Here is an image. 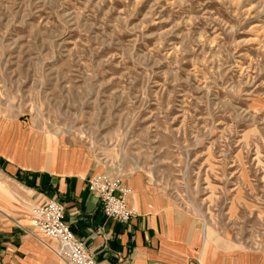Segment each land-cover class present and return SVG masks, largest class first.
Listing matches in <instances>:
<instances>
[{
  "label": "rangeland",
  "instance_id": "1",
  "mask_svg": "<svg viewBox=\"0 0 264 264\" xmlns=\"http://www.w3.org/2000/svg\"><path fill=\"white\" fill-rule=\"evenodd\" d=\"M0 121L141 173L218 246L264 253V0H0ZM0 198L30 219L1 174Z\"/></svg>",
  "mask_w": 264,
  "mask_h": 264
},
{
  "label": "crops",
  "instance_id": "2",
  "mask_svg": "<svg viewBox=\"0 0 264 264\" xmlns=\"http://www.w3.org/2000/svg\"><path fill=\"white\" fill-rule=\"evenodd\" d=\"M0 174L30 201V219L20 224L17 207L0 198V264H60L33 227L32 208L47 199L65 207V222L100 264H264V253L215 244L141 173L122 178L134 210L131 222L109 219L88 186L89 179L109 173L86 146L64 136L0 121Z\"/></svg>",
  "mask_w": 264,
  "mask_h": 264
},
{
  "label": "built area",
  "instance_id": "3",
  "mask_svg": "<svg viewBox=\"0 0 264 264\" xmlns=\"http://www.w3.org/2000/svg\"><path fill=\"white\" fill-rule=\"evenodd\" d=\"M88 186L101 201L103 212L109 219L120 224L131 222L134 210L126 200L129 191L122 179L93 177ZM31 214L35 231L56 243L57 249L50 248L64 264H100L86 243L78 239L65 222V207L59 201L47 199L40 202L32 208ZM105 242H108L106 237Z\"/></svg>",
  "mask_w": 264,
  "mask_h": 264
}]
</instances>
